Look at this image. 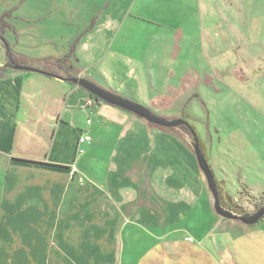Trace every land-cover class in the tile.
Listing matches in <instances>:
<instances>
[{"label": "crops", "instance_id": "obj_1", "mask_svg": "<svg viewBox=\"0 0 264 264\" xmlns=\"http://www.w3.org/2000/svg\"><path fill=\"white\" fill-rule=\"evenodd\" d=\"M15 15L7 19L14 31L4 34H13L7 47L15 65L46 74L9 68L0 78V264H130L146 240L152 245L135 264H264L263 224L230 238L212 219L216 230L193 233L198 226L185 220L202 201L212 208L203 199L197 166L189 155L182 159L186 152L176 141L102 101L91 98L84 108L87 92L67 81V75L84 77L114 94L124 91L130 101L145 92L143 101L152 102L178 91L187 74L181 69L178 76L179 67L158 59L153 31L140 32V21L129 13L100 15L80 54L65 64L72 68L67 74L56 64L67 50L37 58L19 53L22 33L13 21L22 19ZM81 136L90 140L78 146ZM180 220L186 223L182 239L173 227Z\"/></svg>", "mask_w": 264, "mask_h": 264}, {"label": "rangeland", "instance_id": "obj_2", "mask_svg": "<svg viewBox=\"0 0 264 264\" xmlns=\"http://www.w3.org/2000/svg\"><path fill=\"white\" fill-rule=\"evenodd\" d=\"M149 1L150 6L131 8V0H0V17L13 12L22 19V23L20 19L13 21L22 33L17 49L32 58L57 56L70 47L73 54L79 53L81 42L100 15L122 17L129 13L137 18L140 32L144 28L155 34L158 41L151 45L160 50L157 57L164 60L163 65L179 67L175 70L178 76L184 69L187 77L169 96L163 93L147 102L143 101L148 100L145 92L131 101L160 118L182 119L193 127L220 187L222 201L232 210L222 206L234 214L252 215L264 206V0H201L199 6L195 0ZM11 35L8 32L4 40L11 42ZM4 48L0 45V57ZM163 48L166 55L162 54ZM159 63L156 60L155 64ZM121 93L122 97L126 94ZM131 115L151 128L165 131L181 152H186L180 155L182 159L189 155L197 166L194 138L186 125L161 128ZM89 118L92 120L91 115ZM102 139L103 143H111L108 136L102 135ZM197 168L203 199L212 209L202 201L196 215L185 220L192 222L191 227L198 226L193 233L201 236L212 227L216 230L213 221H218L220 235L231 238L244 234L250 226L216 215L206 180ZM185 224L180 220L173 225L181 229L180 238ZM262 224L264 218L256 225ZM152 232L160 234L159 230ZM146 242L148 246L141 241L133 257L130 255V264H135L134 258L152 245L150 240ZM255 249L257 246L252 249L257 254Z\"/></svg>", "mask_w": 264, "mask_h": 264}, {"label": "water", "instance_id": "obj_3", "mask_svg": "<svg viewBox=\"0 0 264 264\" xmlns=\"http://www.w3.org/2000/svg\"><path fill=\"white\" fill-rule=\"evenodd\" d=\"M12 68L14 70L46 74L45 72H42V71H39L33 68L22 67L18 65H13ZM67 81L80 87L81 89L85 90L87 93L96 97L98 100L106 103L107 105L119 108L128 113H131L157 127L169 129V128H177L182 125L188 126V124L182 119L167 120V119L160 118L156 116L155 114H153L149 109L145 108L144 106L139 105L128 99H125L101 87H98L97 85L87 80L86 78L74 77V78L67 79ZM192 135L194 138L193 149H194V156L196 159V163H197L199 170L202 172L206 180L208 190L210 191L212 195L213 209L216 215L226 220L238 221L246 226H254L260 223V221L264 218V206L259 208L252 215L234 214L222 206L219 191L217 188V183L214 179L211 168L208 164L206 157L204 156V154L202 153L200 149L199 143L196 138V134L193 133Z\"/></svg>", "mask_w": 264, "mask_h": 264}, {"label": "trees", "instance_id": "obj_4", "mask_svg": "<svg viewBox=\"0 0 264 264\" xmlns=\"http://www.w3.org/2000/svg\"><path fill=\"white\" fill-rule=\"evenodd\" d=\"M10 18V13L9 14H5L4 16L0 17V42L1 44H4L5 47H7L8 43L4 40V34L7 30L13 32L14 28L11 27L9 25L8 22H6V20ZM73 52L74 50L72 49V47H70L69 51L60 59L56 62L57 66L59 69L64 70L67 74L68 72L72 69L70 66H65V64L67 63V61L73 56ZM13 52L11 51V49L9 47H7L6 49V66L0 69V78L2 77L1 74H3V72H5L7 69L12 68L13 65L16 64V62L14 61L13 58ZM50 76H53L52 74H49ZM67 79L71 78L69 75H67L66 77ZM88 96L96 101H100L98 100L96 97L90 95L89 93H87ZM188 129L192 132V134L194 133L193 131V127L187 126ZM184 128V127H182ZM198 141V140H197ZM204 154V152H203ZM17 162H21V163H25V164H32V165H41L39 163L36 162H30V161H21V160H16ZM55 167V166H54ZM218 191H219V195H220V200L222 202V205H225L227 207V209L232 210L231 206L226 205V203L224 201H222V193L220 192V187L217 185Z\"/></svg>", "mask_w": 264, "mask_h": 264}, {"label": "built area", "instance_id": "obj_5", "mask_svg": "<svg viewBox=\"0 0 264 264\" xmlns=\"http://www.w3.org/2000/svg\"><path fill=\"white\" fill-rule=\"evenodd\" d=\"M93 103H92V101H91V98H89V99H86L85 101H84V108H86V107H89V106H91ZM90 140V138L89 137H87V136H81V137H79L78 138V140H77V145L79 146L80 144H83V143H85V142H87V141H89ZM77 153H79V154H81L82 153V150L80 149V148H77Z\"/></svg>", "mask_w": 264, "mask_h": 264}, {"label": "flooded vegetation", "instance_id": "obj_6", "mask_svg": "<svg viewBox=\"0 0 264 264\" xmlns=\"http://www.w3.org/2000/svg\"><path fill=\"white\" fill-rule=\"evenodd\" d=\"M180 127H185V126L183 125V126H180Z\"/></svg>", "mask_w": 264, "mask_h": 264}]
</instances>
